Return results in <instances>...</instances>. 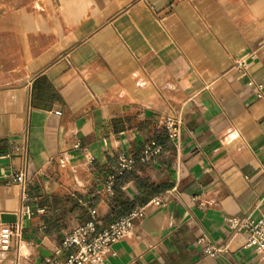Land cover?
Wrapping results in <instances>:
<instances>
[{"label": "crops", "instance_id": "0c3cea01", "mask_svg": "<svg viewBox=\"0 0 264 264\" xmlns=\"http://www.w3.org/2000/svg\"><path fill=\"white\" fill-rule=\"evenodd\" d=\"M139 208L106 264H264L228 225L264 216V0H0V220L24 240L0 264L64 262L91 210L107 228Z\"/></svg>", "mask_w": 264, "mask_h": 264}, {"label": "built area", "instance_id": "2783aa9c", "mask_svg": "<svg viewBox=\"0 0 264 264\" xmlns=\"http://www.w3.org/2000/svg\"><path fill=\"white\" fill-rule=\"evenodd\" d=\"M246 69L245 63L240 65ZM261 89V87H260ZM163 127L167 131L169 141L178 144L182 136V123L172 116L165 117ZM163 154V148L155 142L148 144L142 151L140 160H158ZM138 158L132 154L123 153L118 159L119 175L130 172L134 169ZM28 156L26 149L23 155V166L16 171L10 179V183L20 187L26 193L29 186L27 174ZM114 179L111 178L105 190L112 192ZM160 204L158 199H153L150 204ZM145 208L135 209L126 216L112 223L107 228H100V222L95 210L90 211L89 220L75 228L66 235L62 242V248L70 251L64 262L51 259L48 264H106V258L112 246L118 241L131 235L134 224L144 217ZM23 216L30 218L32 212L29 208L22 211ZM228 225L236 233L244 236L246 247L253 248L258 255L264 259V216L258 219L245 217H233L228 220ZM23 228L17 220L14 224H0V250L8 251L12 247L17 250L18 260L20 249L23 244ZM200 242H204L203 239ZM210 256H215L219 251L206 247ZM18 264V261L16 262Z\"/></svg>", "mask_w": 264, "mask_h": 264}, {"label": "water", "instance_id": "95a60500", "mask_svg": "<svg viewBox=\"0 0 264 264\" xmlns=\"http://www.w3.org/2000/svg\"><path fill=\"white\" fill-rule=\"evenodd\" d=\"M17 222V216L12 215V216H5L3 215L0 220V224H14Z\"/></svg>", "mask_w": 264, "mask_h": 264}, {"label": "trees", "instance_id": "16d2710c", "mask_svg": "<svg viewBox=\"0 0 264 264\" xmlns=\"http://www.w3.org/2000/svg\"><path fill=\"white\" fill-rule=\"evenodd\" d=\"M125 213H126V211H120L118 213V218H121Z\"/></svg>", "mask_w": 264, "mask_h": 264}]
</instances>
